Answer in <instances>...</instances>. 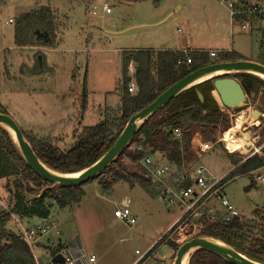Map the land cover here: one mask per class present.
<instances>
[{
    "label": "rangeland",
    "instance_id": "rangeland-1",
    "mask_svg": "<svg viewBox=\"0 0 264 264\" xmlns=\"http://www.w3.org/2000/svg\"><path fill=\"white\" fill-rule=\"evenodd\" d=\"M104 2L112 8L107 16H102L101 12ZM42 6H49L55 13L57 44L43 43V48L17 46L15 21L23 13ZM94 6L98 7L97 13L91 15L89 10ZM169 9H173V14L160 25L134 29L128 34L113 33L136 18L154 20L161 10ZM10 18L14 23L9 21ZM163 38L172 42L180 40L185 50H229L232 46L243 58L252 61L264 53L261 34L242 30L239 20L231 19L229 9L221 0H8L0 11V102L23 131H32L38 138L51 136L58 146L69 148L74 143L76 130L100 122L106 111L119 109L123 49L131 48L133 41L140 40L143 41L140 44L152 46L153 42L156 47ZM237 74L230 76L240 81ZM214 95L225 110L218 93ZM241 108L226 112L231 128L237 113L246 111L248 117L239 131L249 136L246 152L225 146L222 141L225 131L220 128L195 132L190 141L184 140L183 135H176L177 141L171 143L169 149L179 151L181 162H172L162 156L163 163L171 167L165 180L171 184L173 177L188 174L197 165H203L212 176L223 177L233 169V158L243 160L255 154V149L264 156V149H261L264 147V88L256 95H247ZM198 138L214 147L208 152H200L194 142ZM123 162L127 165V174L136 170L143 173L146 169L142 161L140 168L126 157ZM117 168L122 170V167ZM259 175L264 176V168L251 175H238L223 188V196L240 211L243 221L251 218L258 221L264 214V182L258 179ZM102 180L112 181L111 175L106 174ZM130 180L133 179L130 177ZM5 182L7 180H0V201L4 200L1 210L11 208L9 194L1 189ZM99 182L95 179L82 186L84 195L80 202L73 201L60 207L52 201L49 218L58 223L61 235L53 233L51 237L43 238L40 246L49 249L59 241L78 238L87 252L96 257L93 264H173L179 246L197 236L202 217L199 210L205 203L184 226L180 225L182 229L175 227L168 234V239L178 245L176 249L164 239L141 260L140 255L146 254L175 224L173 222L182 214V206H170L136 180L134 182L138 184L134 187L126 181L107 186ZM124 198L129 199L136 217L134 225H127L114 216V210L121 207ZM210 200L211 207L219 206L223 210L216 197ZM258 210L261 215H256ZM39 220L42 219L33 218L30 224ZM22 222L29 225L25 220ZM7 228L18 233L14 219L7 222Z\"/></svg>",
    "mask_w": 264,
    "mask_h": 264
},
{
    "label": "trees",
    "instance_id": "trees-1",
    "mask_svg": "<svg viewBox=\"0 0 264 264\" xmlns=\"http://www.w3.org/2000/svg\"><path fill=\"white\" fill-rule=\"evenodd\" d=\"M7 1L0 0V11ZM14 24H16L15 44L19 47L36 45V43H46L47 45L55 43L57 37L56 16L49 6H42L36 11L23 13ZM38 31L48 34L47 42L43 39L37 40ZM261 46L264 48L262 43ZM190 55L193 60L192 65L184 63L183 51L146 49L123 51L122 78L119 82L121 104L117 111H106L105 118L100 122L76 130L73 135L74 143L69 148H61L51 136L38 138L32 131H23L24 136L40 160L51 169L70 174L79 172L96 163L111 148L133 114L152 103L175 82L211 62L244 59L234 50L221 54L215 60L209 59L208 53L204 50H195ZM130 61H134L136 64L134 79L127 69ZM255 61L264 65V53ZM237 76L247 95H256L264 88V80L259 77L246 73H239ZM132 80H134L135 90L130 92L129 86ZM214 89L213 82L208 80L173 98L143 123L134 135L131 144L123 150L116 161L112 162L100 176L89 179L87 182L98 179L99 183L107 186L109 183L126 181L130 182L131 187L139 182L141 187L156 196L153 180L146 175L147 170H142L143 173L136 170L127 174V165L124 164L123 158H128L140 168L143 158L150 156L154 157V165L157 166L159 162L155 158L161 152L160 159L165 156L172 162L180 163L179 151L172 152L169 149L171 143L177 141L175 140V129L180 130L184 140L190 141L193 134L198 131L205 133L208 130L220 128L225 131L230 128L229 116L213 95ZM198 92L202 93L203 100L199 98ZM0 112L8 114L1 102ZM14 141L11 135L0 127V180H7L5 190L9 194L11 207V212L0 210V264H35L29 247L18 233H13L7 228V222L14 218L13 215L20 220H25L28 224L33 218L48 219L51 214L52 201H55L60 207L68 206L73 201H82L84 195L82 186L87 182L76 186H54L29 167ZM187 149L185 148L184 151ZM174 153L176 154L172 155ZM232 163L234 167L222 179V184H226L238 175L250 174L252 171L264 167V158L260 152H256L243 160L233 158ZM115 166L122 167V170ZM106 174L111 175L112 181L102 180ZM130 177L133 180H130ZM185 183L186 185L191 184L188 180ZM204 203V206L199 210L202 217L197 236L204 235L219 239L253 260L264 263V214L258 221H255L254 218L243 221L240 216L231 221H225L223 210L214 209L209 201ZM261 214L262 212L259 210L256 213V215ZM170 232L172 230L167 231L149 249L144 258L157 245L164 242V239L170 247L176 249L178 245H175V241L168 239ZM49 249L52 256L61 249V246L58 243ZM188 264L232 263L215 252L201 248L191 255Z\"/></svg>",
    "mask_w": 264,
    "mask_h": 264
},
{
    "label": "built area",
    "instance_id": "built-area-1",
    "mask_svg": "<svg viewBox=\"0 0 264 264\" xmlns=\"http://www.w3.org/2000/svg\"><path fill=\"white\" fill-rule=\"evenodd\" d=\"M221 1L229 9L231 19L237 18L239 20L242 30L255 34L259 32L261 34V43L264 46V1ZM97 8V6H94L93 9L89 10V14L95 15L97 13ZM111 9L112 8H110L106 2L101 5V10L105 13H109ZM9 21L13 22L12 19ZM195 50L197 49L188 48L182 50L185 55V64L192 65L193 60L190 54ZM231 51L232 50H209L207 53L209 57L213 59ZM128 66V71L134 75V63L130 62ZM134 90L135 84L134 81H132L129 86V91L133 92ZM174 134L181 136L179 129H175ZM194 142L202 153L208 152L214 147V144L205 141L203 138L195 139ZM258 150L259 149H255L256 152H258ZM154 162L155 160L150 156H146L142 160V163H144L143 165L147 169L146 175L153 180L156 196L168 202L170 206L179 204L183 208L182 214L175 221V224L171 225L168 231L173 230L175 227H177V229H182L188 222L189 216L196 214L201 204L208 201L209 204H211L210 199L212 197H216L221 208H223V219L225 221H231L233 218L241 215L240 211L235 208L233 204H230L222 194L223 186L225 185L222 184V179L225 176H212L203 165H197L188 172V174L185 173L180 177H173V183L170 184L165 180V177L170 173L171 167L166 163H159L155 166ZM258 178L264 182V176H259ZM187 179L191 181L190 185H186L185 181ZM7 211L11 212V208L7 209ZM114 216L127 225H134L136 223V217L132 214L128 201L114 210ZM13 217L18 224V234L29 247L35 264H93L96 261V257L87 252L78 238H73L66 242H59L61 249L55 255L51 256L50 250L40 246V242L45 237H51L53 233L56 236L61 235L58 223L48 218L42 219L38 223L25 225L18 217L14 215ZM181 224L183 226L180 227ZM136 253H139V251L137 250ZM58 254L64 257L63 262L53 263L52 259ZM146 254H141L139 258L142 260Z\"/></svg>",
    "mask_w": 264,
    "mask_h": 264
},
{
    "label": "water",
    "instance_id": "water-1",
    "mask_svg": "<svg viewBox=\"0 0 264 264\" xmlns=\"http://www.w3.org/2000/svg\"><path fill=\"white\" fill-rule=\"evenodd\" d=\"M37 35V39H43L45 42L48 41L47 33L38 31ZM218 71L224 73L213 76L211 80L222 104L224 107L230 109H240L246 103L247 95L241 83L236 78L231 77L230 74L246 73L257 77L256 72L264 74V65L248 59L235 61L223 60L209 63L194 70L171 85V87L161 93L148 106L133 114L111 148L96 163L76 173H61L44 164L34 151L30 142L25 138L23 130L10 115L0 112V127L5 129L11 137V132L13 133L14 137L12 138L15 140L14 142H16L19 152L35 173L51 182L54 186H76L87 182L89 179L100 176L112 162L118 159L123 150L131 144L134 135L143 123L152 117L156 111L185 90L198 85L199 83H196V81ZM198 95L203 100L202 93L198 92ZM74 174L77 175L75 176ZM201 248L217 253L232 264H264L242 254L231 245L219 239L204 235L195 236L182 243L176 252L173 264H183L188 253L191 252V257L196 250ZM63 258L61 254H58L52 259V262L62 263Z\"/></svg>",
    "mask_w": 264,
    "mask_h": 264
},
{
    "label": "crops",
    "instance_id": "crops-1",
    "mask_svg": "<svg viewBox=\"0 0 264 264\" xmlns=\"http://www.w3.org/2000/svg\"><path fill=\"white\" fill-rule=\"evenodd\" d=\"M134 1H142V0H134ZM102 12V16H107L108 14H106L105 12H103V11H101ZM165 10H161L160 12H159V14H158V16L154 19V20H149V19H146V18H144V17H140V18H136V19H134L133 20V23H131V24H129V25H127V26H125V27H123V28H120V29H118V30H114V31H116V32H113L114 34H120V33H123V34H128L131 30H134V29H143V28H145V27H152V26H156V25H160V24H162L170 15H172L173 14V9H169V10H167L165 13ZM11 19V18H10ZM9 19V20H10ZM13 23H14V21H13ZM105 32H108L107 30H104ZM251 33V32H250ZM253 33V32H252ZM59 34L57 33V36H58ZM60 39V38H59ZM37 40H39V39H37ZM161 41V43H160V45H156V47L154 46L153 47V42L151 43L152 44V46L151 45H145L144 43H141L140 44V42H143L142 40H140L139 42H135V41H133L134 42V44L133 45H131L132 47L131 48H126V49H123V51H137V50H142V49H146V50H152V51H165V50H170V51H181V50H183V49H185L182 45H181V43H180V40L179 41H177V40H175V41H170L168 38H163V39H161L160 40ZM55 44H57V37H56V39H55V43L53 44V45H55ZM32 46H34V47H38V48H43L44 47V45L42 44V43H36V45H32ZM138 46H140V47H138ZM50 48V47H49ZM197 49V48H196ZM197 50H204V49H197ZM211 50V49H210ZM212 50H216V49H212ZM229 50H234V48L231 46V48H229ZM205 51V50H204ZM209 51V50H208ZM235 52H236V50H234ZM207 52V51H206ZM245 59V58H244ZM212 60H214V59H212ZM130 62H133L134 63V61H130ZM214 62H217V61H214ZM211 63H213V62H211ZM134 65L136 66V64L134 63ZM135 73V72H134ZM235 78V77H234ZM133 79H134V76H133ZM132 81H134V80H132ZM212 81V80H211ZM213 82V81H212ZM240 82V81H239ZM121 92V91H120ZM213 92L215 93L216 92V90L214 89L213 90ZM214 93H213V95H214ZM217 93V92H216ZM247 95V94H246ZM215 96V95H214ZM228 109H230V108H227L226 107V109H225V111L226 110H228ZM161 154H158L157 156H156V158L155 159H158V162L160 163V164H163V160H161L160 158H159V156H160ZM262 157L264 158V156L262 155ZM234 167V166H233ZM262 168H264V167H262ZM261 169V168H260ZM260 169H258V170H260ZM257 171V170H256ZM253 172H255V171H252L251 173H250V175L253 173ZM259 176H263V175H259ZM258 176V177H259ZM259 179V178H258ZM5 181H6V179H5ZM5 184H6V182H5ZM5 184H2V186H1V189L3 188L4 189V191H5ZM226 185V184H225ZM224 185V186H225ZM224 186H223V188H224ZM128 201V203L130 202L129 201V199L128 198H124L123 199V203L124 202H127ZM122 203V204H123ZM2 204H4V200H2L1 199V201H0V206L2 205ZM215 209V208H214ZM218 209H220V207L218 206V207H216V210H218ZM0 210H1V208H0ZM178 218V217H177ZM12 219H14V221H15V218H12ZM35 219V218H34ZM22 221V220H21ZM39 221H41V220H39ZM176 221V220H175ZM15 223L17 224V222L15 221ZM173 223H175V222H173ZM17 229H18V224H17ZM59 242H62V241H59ZM137 251V250H136Z\"/></svg>",
    "mask_w": 264,
    "mask_h": 264
},
{
    "label": "bare ground",
    "instance_id": "bare-ground-1",
    "mask_svg": "<svg viewBox=\"0 0 264 264\" xmlns=\"http://www.w3.org/2000/svg\"><path fill=\"white\" fill-rule=\"evenodd\" d=\"M224 72L218 71L216 73H212L207 75L206 77L201 78L200 80L196 81V83H203L205 81L210 80L213 76H217L219 74H222ZM257 77L264 80V74L256 72L255 73ZM246 111H240L237 113V120L234 123V125L231 128H228L223 133L222 141L224 142L225 146H228L229 149L233 151H241L246 152L248 144H250L249 136L248 134H241L239 133L240 129L242 128L243 122L246 120ZM12 137H14L13 133L11 132ZM75 176L77 174H74ZM73 175V176H74ZM190 253H188L187 257H185V261H183V264H188L190 260Z\"/></svg>",
    "mask_w": 264,
    "mask_h": 264
}]
</instances>
